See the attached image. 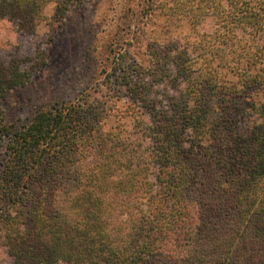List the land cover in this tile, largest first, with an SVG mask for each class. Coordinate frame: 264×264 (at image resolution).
Masks as SVG:
<instances>
[{
  "label": "trees",
  "instance_id": "trees-1",
  "mask_svg": "<svg viewBox=\"0 0 264 264\" xmlns=\"http://www.w3.org/2000/svg\"><path fill=\"white\" fill-rule=\"evenodd\" d=\"M85 1L0 0V23L61 28ZM140 1L105 111L59 97L20 122L30 78L0 60L11 264H264V0Z\"/></svg>",
  "mask_w": 264,
  "mask_h": 264
},
{
  "label": "rangeland",
  "instance_id": "rangeland-1",
  "mask_svg": "<svg viewBox=\"0 0 264 264\" xmlns=\"http://www.w3.org/2000/svg\"><path fill=\"white\" fill-rule=\"evenodd\" d=\"M140 3L86 0L61 28L42 26L34 34L14 23H0V60L30 78L24 89L12 94L8 110L17 106V118L24 122L60 97L67 102L85 100L105 111V68L112 50L133 59L141 51L136 11ZM34 62L39 65L33 67ZM0 264H11L4 251Z\"/></svg>",
  "mask_w": 264,
  "mask_h": 264
}]
</instances>
